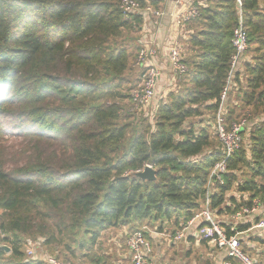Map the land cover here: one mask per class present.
<instances>
[{
  "label": "trees",
  "instance_id": "16d2710c",
  "mask_svg": "<svg viewBox=\"0 0 264 264\" xmlns=\"http://www.w3.org/2000/svg\"><path fill=\"white\" fill-rule=\"evenodd\" d=\"M120 1L0 0V264H44L25 255L37 242L61 261L115 264L98 247L103 238L122 232L125 242L147 228L172 245L158 234L181 231L206 205L210 171L223 157L213 133L237 2L193 0L199 16L182 29L188 70L180 81L170 71L172 86L158 93L162 75L145 115L131 111L129 96L143 74L133 63L144 15L125 17ZM240 1L253 56L234 75L224 117L227 125L247 117L249 131L223 185L213 183L209 210L226 214L215 221L231 236L229 217L259 201L260 211L236 228L252 256L264 249V232L250 230L264 221V0ZM148 4L161 10L164 0ZM9 127L23 143L12 157L27 158L10 170ZM146 166L154 181L135 177ZM206 225L198 220L186 236ZM201 241L223 255L220 264H239Z\"/></svg>",
  "mask_w": 264,
  "mask_h": 264
},
{
  "label": "built area",
  "instance_id": "2783aa9c",
  "mask_svg": "<svg viewBox=\"0 0 264 264\" xmlns=\"http://www.w3.org/2000/svg\"><path fill=\"white\" fill-rule=\"evenodd\" d=\"M146 7L141 9L140 3L137 0H121L119 8L123 15L127 17L132 13H139L144 15L143 22L145 24L142 32L149 30H158L161 26V20L165 16L163 11L154 10L148 4L150 0H145ZM238 5V17L237 23L234 27L230 39V45L232 48V55L229 60V71L227 75L226 85L223 88L220 99L219 107L216 113L215 130L213 136L217 138L222 146V160L216 163L210 171L209 183L206 193V205L201 212L187 222V225L181 231L175 232L172 235L158 234L162 238L169 239L172 243L177 244L184 240L186 232L194 225L198 220H202L207 223L206 226L199 229L194 227L193 234L196 239L205 240L211 246L217 247L218 250H224L228 259H233L239 262V264H257L256 261L249 255L245 254L241 250V241L239 236L243 233L237 231V225L246 217H250L260 211L262 208L259 201L255 200L253 206L243 208L242 211L232 214L229 219L231 221L229 231L233 233L231 236H227L223 227L215 221L214 215L209 210V201L211 194V187L214 182L223 185V176L227 174V162L240 148L242 142V135L248 133L249 122L247 117L240 119L237 122H232L229 125L225 121L224 106L232 87L235 73L241 69L242 65L246 61L250 60L247 56L249 50L247 31L245 27V20L241 11V1L236 0ZM177 29H183L184 24L194 20L199 16L197 7L191 5L186 7L183 12L174 16ZM180 30V31H181ZM186 40L185 35L179 33L172 39H169L167 44V63L168 67L173 75V81H180L186 74L188 68L184 62ZM133 67L139 68L142 71V79L140 84L133 89L129 96L132 103L131 111L133 113L148 114L149 108L152 105V101L155 95L156 85L162 77L163 68L157 64L156 50L150 48L148 43L141 44ZM150 167V166H149ZM141 172L137 171L136 173ZM191 228V229H192ZM250 230H258L264 232V221L258 222ZM157 233L142 228L128 236L126 240V247L130 258V264H155L151 258L152 245L148 239L150 236H155ZM25 254L29 259L33 257L40 258L44 264H80L72 261H61L57 257L42 253L40 251V242L32 243L26 247ZM83 264V263H81ZM222 264H233L231 260L224 261Z\"/></svg>",
  "mask_w": 264,
  "mask_h": 264
},
{
  "label": "crops",
  "instance_id": "0c3cea01",
  "mask_svg": "<svg viewBox=\"0 0 264 264\" xmlns=\"http://www.w3.org/2000/svg\"><path fill=\"white\" fill-rule=\"evenodd\" d=\"M192 2L193 0H164V6L159 10L165 13V16L161 20L160 28L158 30L150 29L149 33H147L146 30L141 33L140 45L146 42L150 48L156 50L158 59L157 64L163 68L162 75L165 78L158 87V93L164 92V89L165 91H169V88L172 86V81H169L170 78L167 81V78L171 77L167 63L168 41L179 33L182 35V30L180 28L177 29L175 19L170 15L173 14L176 16L180 14L186 9V7L191 6ZM164 95L165 94H163V96ZM163 96H161L160 99ZM164 98L165 97H163V99ZM232 193L233 194H230L233 197H239V194L235 192ZM225 217L226 214L221 215L220 217L217 216V213L215 214V220H218V218L224 219ZM116 236L112 237V241L117 249L114 248L113 252L109 251L110 254L106 252H104V254L110 257L115 264H130V258L126 247V241L124 242L123 233L119 232ZM152 237L151 258L155 264H220L223 260V255L220 252H212L207 247L208 245H205L204 242L196 239V237L186 236L181 242L172 245L165 242L163 239L154 238V236ZM253 251L251 257L256 263L264 264V249H261L258 246L257 249Z\"/></svg>",
  "mask_w": 264,
  "mask_h": 264
},
{
  "label": "rangeland",
  "instance_id": "374dc122",
  "mask_svg": "<svg viewBox=\"0 0 264 264\" xmlns=\"http://www.w3.org/2000/svg\"><path fill=\"white\" fill-rule=\"evenodd\" d=\"M140 33H142V30L140 31ZM140 36H141V34H140ZM247 56L248 57H250V56L252 57L253 55L251 53H248ZM124 103H127V100H125ZM149 112H150V110H149ZM4 137H5V140L6 141H5V143H4L3 146H4V148L6 150V153H7L6 159L9 160L10 163H11V164H9V166H7V169L10 170V169H13L15 166H18L19 167V166L24 165V163L27 162V158L26 157H24V158H22L20 160H17V157H15V156L12 157L15 152L21 151L23 149L22 138H21V135H20L19 130H15L13 127H9V128L6 129V134H5ZM41 149L43 151L47 150V145L46 144H43ZM54 149L58 153L64 151V148L61 145L55 146ZM29 153L30 152H28L27 155ZM67 158H68V155H67ZM231 194H233V193H231ZM109 236H110V238H107V239L106 238H103V242H101V243L98 244V247L102 250V252H106L108 254H110V252H113L114 248L117 249L116 248V245L112 241V239H113L112 237H114L115 235H112L111 236V234H110ZM3 247H5V246H3ZM23 250H25V249L23 248ZM41 250H42V248L40 249V251Z\"/></svg>",
  "mask_w": 264,
  "mask_h": 264
},
{
  "label": "water",
  "instance_id": "95a60500",
  "mask_svg": "<svg viewBox=\"0 0 264 264\" xmlns=\"http://www.w3.org/2000/svg\"><path fill=\"white\" fill-rule=\"evenodd\" d=\"M135 177L142 180V181H154L155 180V171L146 166L141 172L135 173ZM2 249L8 253L9 249L6 247H2Z\"/></svg>",
  "mask_w": 264,
  "mask_h": 264
}]
</instances>
